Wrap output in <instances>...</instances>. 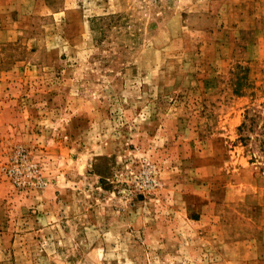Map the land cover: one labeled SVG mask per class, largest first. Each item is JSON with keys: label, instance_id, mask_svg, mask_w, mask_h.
<instances>
[{"label": "rangeland", "instance_id": "374dc122", "mask_svg": "<svg viewBox=\"0 0 264 264\" xmlns=\"http://www.w3.org/2000/svg\"><path fill=\"white\" fill-rule=\"evenodd\" d=\"M263 103L264 0H0V264H264Z\"/></svg>", "mask_w": 264, "mask_h": 264}, {"label": "trees", "instance_id": "16d2710c", "mask_svg": "<svg viewBox=\"0 0 264 264\" xmlns=\"http://www.w3.org/2000/svg\"><path fill=\"white\" fill-rule=\"evenodd\" d=\"M236 142L249 155L250 163H256L264 169V103L246 108L243 120L237 127Z\"/></svg>", "mask_w": 264, "mask_h": 264}]
</instances>
